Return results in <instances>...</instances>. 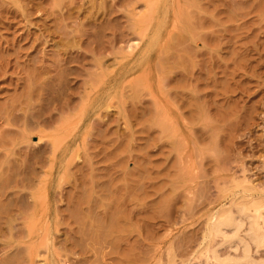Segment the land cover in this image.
<instances>
[{
	"label": "rangeland",
	"instance_id": "obj_1",
	"mask_svg": "<svg viewBox=\"0 0 264 264\" xmlns=\"http://www.w3.org/2000/svg\"><path fill=\"white\" fill-rule=\"evenodd\" d=\"M159 1L0 0V264H214L264 196V0Z\"/></svg>",
	"mask_w": 264,
	"mask_h": 264
},
{
	"label": "bare ground",
	"instance_id": "obj_2",
	"mask_svg": "<svg viewBox=\"0 0 264 264\" xmlns=\"http://www.w3.org/2000/svg\"><path fill=\"white\" fill-rule=\"evenodd\" d=\"M159 2V0L149 2L152 13L159 6ZM149 16L147 15L145 18H149ZM236 208L235 210L231 207L224 212L222 211L220 215L216 213L211 217L205 239L210 242V246H213V243L217 242H214V239L217 240L220 237V246L227 245V250L230 248V251L223 255L219 246L207 247V260L213 261L214 264H264V259L256 257V252L264 247V196L253 198L245 203H237ZM114 220L111 222L117 221ZM117 222H119V219ZM119 224L115 223L111 225V228H114L112 226L115 225L119 228ZM212 240L213 243H211ZM239 249L240 251L242 249L239 254L238 252H232V250L239 251ZM234 253L238 255H234Z\"/></svg>",
	"mask_w": 264,
	"mask_h": 264
}]
</instances>
